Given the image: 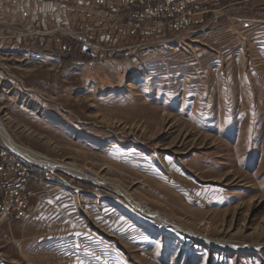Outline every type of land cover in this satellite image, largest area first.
<instances>
[{
  "label": "rangeland",
  "instance_id": "obj_1",
  "mask_svg": "<svg viewBox=\"0 0 264 264\" xmlns=\"http://www.w3.org/2000/svg\"><path fill=\"white\" fill-rule=\"evenodd\" d=\"M0 121V264H264V0H0Z\"/></svg>",
  "mask_w": 264,
  "mask_h": 264
},
{
  "label": "bare ground",
  "instance_id": "obj_2",
  "mask_svg": "<svg viewBox=\"0 0 264 264\" xmlns=\"http://www.w3.org/2000/svg\"><path fill=\"white\" fill-rule=\"evenodd\" d=\"M0 128H1V132L3 134V137H4V140L6 141V143H8V145L10 147H12L13 149H15L16 151L20 152L22 155H24L26 158H28V160L36 165H39V166H42L44 168H46L47 170L49 171H53V170H56V169H62L64 171H67L68 173L70 174H74L76 176H81L82 175V172H76L70 168H65V167H62L56 160H53L51 158H48L47 156L45 155H42V154H39L33 150H30L28 148H25L19 144H12L11 141L13 142V140L10 138V136L8 135L7 131L5 130L4 126L1 124V121H0ZM19 154V153H18ZM98 183H103V181H96ZM105 183V182H104ZM113 186L117 189V191H119L122 195H124V197L128 200L129 203H131L133 206H135V208L137 207L136 205H134L132 202V199L128 196V194H126V191L124 189H122L120 186L118 185H114ZM120 194V195H121ZM140 210H142L144 213L146 214H150L152 212L150 211H147V209H141L140 207H138ZM153 214V213H152ZM159 220H161L163 223H166V224H172L171 226L173 227H177L179 230H181V232H183L184 234H187L193 238H196V239H200V240H203V241H207L211 244H220V245H223V246H227L229 248H232V249H238L240 250L241 248H239L238 246H233V245H230V244H226L225 242L223 241H220V240H212L210 238H208L207 236L205 235H201L199 232L195 231V230H192L190 228H185V227H182L180 225H177L175 222H173L172 220L168 219L166 216L164 215H158L156 216ZM246 248V247H244ZM262 246L258 245V246H252V247H249L248 249H261ZM247 249V248H246Z\"/></svg>",
  "mask_w": 264,
  "mask_h": 264
},
{
  "label": "built area",
  "instance_id": "obj_3",
  "mask_svg": "<svg viewBox=\"0 0 264 264\" xmlns=\"http://www.w3.org/2000/svg\"><path fill=\"white\" fill-rule=\"evenodd\" d=\"M162 221L156 218H150L149 223L151 225V228L154 230H160L163 225L161 223Z\"/></svg>",
  "mask_w": 264,
  "mask_h": 264
},
{
  "label": "water",
  "instance_id": "obj_4",
  "mask_svg": "<svg viewBox=\"0 0 264 264\" xmlns=\"http://www.w3.org/2000/svg\"><path fill=\"white\" fill-rule=\"evenodd\" d=\"M83 50L86 51V52H89L90 51V47L88 46H84L83 47ZM1 129V128H0ZM12 144H14V142L11 141Z\"/></svg>",
  "mask_w": 264,
  "mask_h": 264
}]
</instances>
